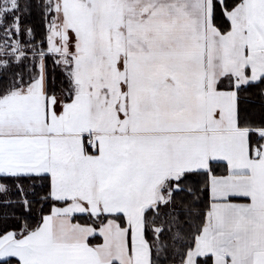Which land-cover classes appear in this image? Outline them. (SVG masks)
<instances>
[{"label": "snow or ice", "instance_id": "1", "mask_svg": "<svg viewBox=\"0 0 264 264\" xmlns=\"http://www.w3.org/2000/svg\"><path fill=\"white\" fill-rule=\"evenodd\" d=\"M0 264H264V0H0Z\"/></svg>", "mask_w": 264, "mask_h": 264}]
</instances>
